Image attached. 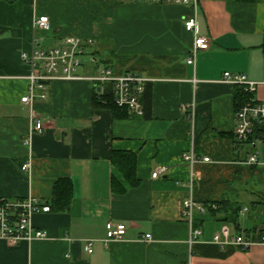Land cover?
I'll return each mask as SVG.
<instances>
[{
    "label": "crops",
    "instance_id": "0c3cea01",
    "mask_svg": "<svg viewBox=\"0 0 264 264\" xmlns=\"http://www.w3.org/2000/svg\"><path fill=\"white\" fill-rule=\"evenodd\" d=\"M193 14L211 44L190 64L195 35L185 19ZM43 15L50 31L34 23ZM67 36L94 40L86 49L94 62L80 72L110 66L146 79L143 114L96 106L89 79L51 81L45 99L22 102L32 72L22 53L35 40L47 48ZM225 71L257 82L253 97L264 102V0H199L196 9L144 0H0V197L47 203L58 179L74 183L69 210L34 215L47 237L0 239V264H264V126L260 135L236 137L239 87L224 80ZM32 109L43 132L31 133ZM114 150L135 154L138 185L117 171ZM187 152L198 158L194 168ZM253 154L258 163L249 162ZM189 197L225 207L196 212L203 234L192 245L182 216ZM231 208L236 220H226ZM109 221L126 225L123 238L106 241ZM224 226L254 243L219 245L213 238Z\"/></svg>",
    "mask_w": 264,
    "mask_h": 264
},
{
    "label": "built area",
    "instance_id": "2783aa9c",
    "mask_svg": "<svg viewBox=\"0 0 264 264\" xmlns=\"http://www.w3.org/2000/svg\"><path fill=\"white\" fill-rule=\"evenodd\" d=\"M156 3H175L182 5H192L195 9L199 0H144ZM37 28L50 31L51 22L48 16L43 15L35 19ZM185 27L192 31L195 35L194 48L192 54L188 58V63L195 62L196 54L200 50H206L210 47L211 39L197 29L196 14L185 19ZM33 43V49L30 53L23 52L22 58L28 63L32 72L29 75V94L21 98L22 102L32 104L35 97L45 99L47 97V83L54 80H92L96 84V88L100 86V90L104 92L107 84L112 85V93L115 103L122 109H127L136 114H143L141 96L144 92L145 78L136 74L126 72L124 74H116L112 67H101L96 74L89 75L80 72V68L85 62L93 63L92 56L86 51L87 47L94 43L92 39H83L77 36H67L54 46L47 48H39ZM224 80L230 82L240 88L249 95L237 111L238 122L235 126V135L239 140H246L253 132L255 124H264V102L257 101L253 95L257 88V82L250 80L244 73L224 72ZM102 102L106 100L99 98ZM32 127L31 133L43 132L45 122L40 114L32 109L31 116ZM208 161L209 157H204ZM184 160L194 168L198 158L193 152L184 154ZM250 163H258L257 154H253L249 158ZM22 168L29 170L31 168L30 161H26ZM163 168H159L153 173V177L157 178ZM196 173L193 172L191 181L196 179ZM213 208H217V204H210ZM208 208L207 204L196 201L193 197L185 199L182 203V216L190 226L189 242L192 245L203 234V228L195 224V216L197 211L204 212ZM49 203L43 202L36 196H26L23 198L10 199L0 197V239L6 240L9 244H17L22 240L31 241L37 238L47 237V232L34 223V215L41 212H50ZM107 238L106 241L121 239L126 233V225L124 223H115L109 221L106 225ZM144 240H151L152 235L146 234ZM213 241L221 246L228 244H238L244 248L250 247L254 241L244 235H233L228 226H224L219 233L214 235ZM86 250L92 252V242L86 245Z\"/></svg>",
    "mask_w": 264,
    "mask_h": 264
},
{
    "label": "trees",
    "instance_id": "16d2710c",
    "mask_svg": "<svg viewBox=\"0 0 264 264\" xmlns=\"http://www.w3.org/2000/svg\"><path fill=\"white\" fill-rule=\"evenodd\" d=\"M249 95L246 94L242 88L239 87L238 93L236 95L237 99V106L238 109L242 105V103L249 98ZM99 98H103L106 101L102 102ZM94 102L96 106L102 105L105 107H111L116 113H119L121 111L126 112L127 109L120 108L114 101L113 93H112V85L107 84V86L104 89V92L101 94V92L97 91V88H95V97ZM264 124L256 123L253 132L250 134L249 137L253 136V133H256L258 135L261 134ZM111 160L113 164L115 165L117 171L121 174V176L127 180L128 184L131 186H135L139 184V179L136 175V156L132 152L128 151H117L114 150L111 155ZM121 177L114 175V186H118L121 184ZM121 187V185H120ZM122 189V190H121ZM120 191H125L126 186H122ZM74 197V183L73 180L70 177H64L60 178L56 181L53 195L51 199L47 202L50 204L51 211H67L71 207L72 201ZM217 204V208H213L210 204H207L208 208L213 211H220L222 207L220 203L214 202ZM221 206V207H219ZM227 211V210H226ZM225 211V212H226ZM231 213L229 214V217H226V220H236L235 215L237 214L238 209L237 208H231ZM235 214V215H234ZM195 224L197 226L198 223L195 220Z\"/></svg>",
    "mask_w": 264,
    "mask_h": 264
},
{
    "label": "water",
    "instance_id": "95a60500",
    "mask_svg": "<svg viewBox=\"0 0 264 264\" xmlns=\"http://www.w3.org/2000/svg\"><path fill=\"white\" fill-rule=\"evenodd\" d=\"M98 90H100V87H98Z\"/></svg>",
    "mask_w": 264,
    "mask_h": 264
}]
</instances>
